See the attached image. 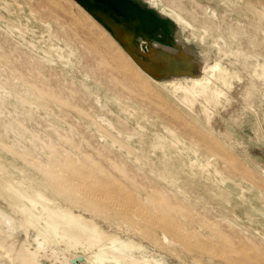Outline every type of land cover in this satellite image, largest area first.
I'll return each mask as SVG.
<instances>
[{
	"label": "rangeland",
	"instance_id": "1",
	"mask_svg": "<svg viewBox=\"0 0 264 264\" xmlns=\"http://www.w3.org/2000/svg\"><path fill=\"white\" fill-rule=\"evenodd\" d=\"M142 1L152 4L155 2V8L164 13H170L172 7L180 3L181 7L184 6L183 8L190 10L195 7L192 1H198L202 5V8L199 9L201 20L199 19V23H194L192 18H188L194 27L188 30L179 29L178 37L182 46L189 50L196 60L203 63L219 62L223 68L229 70L236 68L229 63L235 57L224 54L223 51H229L230 45L232 48L237 47L238 37L235 41L231 38L233 31L236 28L247 29L249 19L252 18L251 12L244 2L239 3L238 0H180V3L179 0ZM22 7L15 10L12 7L11 9L0 7V43L2 42L0 50L4 54L0 53V180H2V176L10 174L9 177L13 181L25 179L27 184L33 183L35 189H38L44 196L56 198L58 191L54 187L53 181L48 178L41 167L36 165L54 168L51 161L59 159L61 156L59 154H63L65 151V155L70 158L81 159L83 156H90L96 163L100 161L98 164L103 165L107 172L113 173L121 184L131 188L130 190H133L136 198H143L145 195L141 183L144 186L149 185L148 183H150L149 186L157 185L158 187H156L162 189L168 199L176 198L180 208H187L185 211L188 212L191 208L195 214H198L199 219L200 217L204 218L207 214L200 207L194 206L195 191H191L188 184H194L196 190L201 193L206 192L210 184L207 179L210 175L208 171L212 167L205 166V157L210 155L212 160L214 156H211L199 145L189 146V137L187 132L184 134L186 130L182 132L184 129L179 125V121L169 120L163 116V110L175 107L174 109L189 121V125L194 122L195 125L192 126L196 131L218 141L228 156L234 158L235 162L240 164L244 170L247 179L240 182V186L236 188L231 198V206H236L238 210V214L234 216L236 219L235 233L237 231L242 234L245 232L247 236L253 238L255 243L264 247V240H262L264 230L259 227L258 223V221L263 222L264 220V215L258 211L264 208V205L262 206V199L258 200L254 197L255 194L260 193V197L264 198L263 5L259 8L262 12L261 28L256 32L249 28L248 36L244 34L242 38L246 41L250 38L256 39L255 46L246 45L252 55L247 60V70L242 72L241 80L231 81V88L222 85L229 100H221L222 104L218 107H208V113L202 111L203 109L198 103L192 108L179 103L170 96L162 84L150 80L148 81L149 86L155 92L159 91L163 100H141L137 97L136 92L123 88L114 89L112 86L113 89L110 88L108 80L101 73L102 65L97 64L98 66L94 67L96 62L94 59H91L94 63L91 62L90 58L92 57L85 59L84 50L82 49V51L81 44L73 39L71 30H63V26H61L63 24H58L46 17L40 19L42 17L40 13ZM63 32L68 33V36ZM70 49L74 51V55L69 56L72 62L71 66L67 64L69 59L60 57L61 55L67 56ZM8 53L11 54L12 60L10 61ZM28 55L32 63L28 62ZM24 58L26 61L23 63L24 68L22 69L20 61L22 62ZM37 61L40 63V68ZM4 62L6 64H2ZM18 64L20 65L18 66ZM25 64H28L30 70ZM9 67L16 70H10ZM91 72H94V75ZM35 73L37 76L34 75ZM19 74L20 76H18ZM37 77L45 80L44 84ZM32 79H34L33 83L30 84ZM6 80L8 81L6 82ZM250 81L254 88L252 87L251 93L246 95V86L250 84ZM40 84L48 88V92L38 88L37 86ZM65 85L69 89L65 88ZM52 87L55 90L58 89L56 92L59 94ZM114 93H117L119 97ZM134 98L144 106L141 105V107L140 104L135 103ZM63 99H68V101ZM250 108L251 110H249ZM150 109L153 111L151 112ZM208 116L210 117L209 121H207ZM174 122L177 124H175L176 126ZM6 124L14 127V130L7 134L4 132ZM178 125L183 129L182 131L179 127L177 128ZM173 127H176V130ZM171 131H174L178 139L173 137ZM47 144L50 145V148ZM153 145L164 148L162 150L153 148ZM97 154L100 157H97ZM72 155L74 156L72 157ZM164 155L171 158L170 162L173 164L171 168L173 173L171 174L164 173L158 164L159 158ZM47 157H50L49 160ZM212 162L214 163V160ZM5 173L6 175H4ZM135 173H138V176ZM125 174L130 176H124ZM131 175L133 179H131ZM139 181H141L140 184ZM60 200L74 213L86 218L91 217V211L86 207L80 204H68L66 200ZM15 202L17 203H15L16 207H13L8 199L0 196L1 214L15 220L13 228L5 227L3 223H0L1 242L12 244L14 249L19 252H25L26 248H29L30 251L36 250V257L40 264H91L90 262L97 257L98 245L94 248L85 246L84 240H78L74 234L68 231L56 234L43 231V235H41L43 237L39 236L37 239L36 230L42 224L37 223L32 225L33 227H29L24 220L26 215L18 211L24 202H21V199ZM25 207L32 212H42L40 203L33 206L25 204ZM246 213L254 217L253 221L246 216ZM229 215L232 216V213L229 212ZM182 222L187 231L195 232L201 237L206 235L199 220H193V223H190L188 218H183ZM101 225L107 231L110 230L106 222H101ZM113 228L109 232L123 231L126 238L139 239L137 229L126 230L125 226L121 224L115 225ZM165 238L166 241L162 236V245L159 249L145 244L147 248L144 252L133 250L128 258L133 256L134 259L139 260L137 264H145L146 261L148 264H193L189 252L181 248L180 245L172 243L168 235ZM86 247H90L89 250ZM5 254L6 250L0 248V264H22L19 260L12 261Z\"/></svg>",
	"mask_w": 264,
	"mask_h": 264
},
{
	"label": "bare ground",
	"instance_id": "2",
	"mask_svg": "<svg viewBox=\"0 0 264 264\" xmlns=\"http://www.w3.org/2000/svg\"><path fill=\"white\" fill-rule=\"evenodd\" d=\"M139 1L156 10L158 13L170 19L174 23L176 27L175 38L181 45V40L178 37L179 29L188 30L194 27L192 23H190L188 18H192L194 23H199V19L201 20L199 9L202 8V5L198 1H192L195 7L187 10L183 8V5V7H181V3L179 0L180 4L172 7L170 13H164L157 10L155 8V2L152 4L150 2H144L142 0ZM238 2H244V5H247L248 10L251 12L252 18L249 19L247 29L236 28V30L233 31L231 38L235 41V39L238 37V41H236L237 47L232 48L230 45L229 51H223L224 54L233 55L235 57V59L233 61H229V63L236 68L229 70L227 68H223L219 62L208 64L195 59L200 64V71L198 73L190 76L172 77L170 79L161 81L154 80L148 74H146L136 63H134L130 56L124 51V49L112 38L109 32L105 30L104 27L98 21H96L86 10H84V8L80 6L75 0H0V7H3L5 9H11L12 7L15 10L16 8H23L22 6H24L27 7L30 11L40 13L42 15L40 19L46 17L50 20L56 21L58 24H63L61 25L63 26L62 29L71 30L74 36L73 39L81 44V50H84L83 55H85V59L86 57H92L90 58V60L94 59V61L96 62V65L94 64V67H97L99 64L102 65L103 70L100 69L101 73L105 77V79L108 80L110 88H123L124 90L127 89L129 91L136 92L137 97H139L141 100H163L161 94L158 93L159 91L155 92V90L149 86L148 81L150 80L157 84H162L165 90L170 94V96L179 101V103H182L189 108H192L198 103L203 109L201 110L208 113V107L215 108L222 104L221 100H229V96L223 91L224 89H222V85L231 88V81H233L234 79L241 80L242 72L244 70H247L248 68L247 60L252 55L251 52L247 50L246 45L255 46L256 39L250 38V40L248 39V41L243 40L242 38L244 34L248 36L247 33L249 31V28L255 32L257 31V29L261 28L260 21L262 12H260L259 8L261 5L264 6V0H238ZM247 18H249L248 15ZM63 34L67 35L68 33L63 32ZM0 44L2 45V42ZM3 49H5V47H3ZM1 52L2 51L0 50V53ZM8 54L10 58L11 54ZM70 55H74V51L72 49H70L67 56L61 55L60 57L68 60ZM28 58V62L32 63V61H30V58ZM8 60L10 61L12 59L10 58ZM33 60L34 63L37 64L36 60ZM25 61V58L22 60V62L20 61V64H22L20 67L22 69L24 68L23 63H25ZM91 62H93V60H91ZM2 64L6 63L4 62ZM20 64H18V66ZM38 64L39 67L40 63L38 62ZM67 64L71 66L72 62L70 61V59L67 61ZM25 65L27 66L28 64ZM27 67L29 68V66ZM37 68L36 70L39 71V69ZM9 69L13 70L15 68L9 67ZM17 70L19 71V68H17ZM93 73L94 72H91V74ZM101 73L99 74L101 75ZM34 75L37 76L36 73ZM18 76H20V74ZM31 78L33 77L31 76ZM33 80L34 79L31 80L32 82H30V84L33 83ZM7 81L8 80H6V82ZM41 81L44 84L45 80ZM46 82L49 83L48 81ZM34 84L36 83L34 82ZM70 85L72 87L71 83ZM40 86L42 85L40 84L37 87L41 88L42 91L46 90L48 92V88H46L45 86L44 88L42 86L44 88L43 89ZM62 86L64 87V84H62ZM252 87L254 88L252 81H250V84L246 86V95H249L251 93ZM65 88H67L66 85ZM57 90L58 89H56L55 92ZM60 91L62 92V90ZM67 94L69 96L70 93L68 92ZM115 95L118 96L117 93ZM127 98L126 100L129 99ZM130 99L133 100V98ZM65 100L68 101V99ZM156 102L158 103V101ZM135 103L140 104V102L137 101ZM147 104L150 105L148 102ZM141 105L144 106V104H140V106ZM174 108L175 107H172L170 110H163V116L169 120L171 119L173 121H179V125L184 130L180 128L179 125L177 126V128L179 127L181 129H179L180 131L183 130L182 132L186 130L184 134H186L187 132L190 141L189 146L194 147L196 145H199L203 147L205 151L211 154V156H214V159H212L214 160V163L210 159V155L205 157V166L212 167V169L208 171L210 175L207 179L210 181V184L209 187H207L206 192L201 193L196 190L194 184H188V188L191 191H195L194 206L197 208L200 207V209L204 210L207 214V216H204V218L200 217L199 219L198 214L196 213V215L191 208H189V212L185 211V209L187 208H180L178 205L179 202L177 203V200L176 198L174 199V196V200L168 199L162 189L160 190L159 188H157V185V187L153 185L149 186L150 183L148 182L147 183L149 185L145 186L141 183V186H143L145 191L144 197L136 198V194L133 193V190H130L131 188L129 189L125 185L121 184L118 178L113 173L107 172L103 165L98 164L100 163V161L96 163L93 160L94 158L92 159L90 156H83L81 159L77 157L70 158L65 155V151L63 152V154L59 151V155H61L59 159L54 158L55 160L51 161L54 168H45V166L36 165L38 167H41L48 178L53 181L52 183L58 191V196L56 198H48L44 196L38 189H35L33 183L29 182L27 184L25 179L13 181L9 177L10 174L6 175V173L4 174L6 176H2V180H0V196L4 199H8L13 207H16L17 203L15 201L18 199H21V202H24L22 207H19L20 209H18V211H21L22 213H24V215H26V218L24 217V220L26 223H28L29 227H33L32 225H35L37 223L39 225L42 224L36 230L37 239L39 236L43 237L41 236L43 235V231L53 234L59 233L61 231H68L69 233L74 234L78 238V240H84L85 246H93L92 248H94L98 245L99 249L96 252L97 257H95L94 260L90 262L91 264H137L139 260L134 259L133 256H131V258H128L130 257V253H132L133 250L144 252L147 248L145 244L151 247H155V249H159L162 245L161 238L162 236H164V240L166 241V235L171 238L172 243L180 245L181 248L189 252L190 259L192 260L191 262L193 264H264V247L255 243L253 241V238L247 236L245 232L242 234L236 230L237 232L235 233L236 219L234 218V216L238 214V210L236 209V206H231V198L235 193L236 188L240 186V182H243L247 179L245 177L244 170L240 167V164L238 165L235 162L234 158L228 156L226 150L218 141L213 140L209 136H205L202 133L196 131L192 126L194 122L191 121L192 125H189V121L186 120L184 116ZM249 110H251V108ZM152 111L153 110H151V112ZM7 114L8 112L6 113V115ZM209 120L210 117L208 116L207 121ZM175 122L174 125L176 124ZM24 123L25 121L23 122V124ZM49 127L52 128L51 126ZM173 128H175L176 130V127ZM13 130L14 127L10 124H6L4 126L5 134ZM126 131L128 132V130ZM171 133L173 134V137L175 139H178L174 131H171ZM47 141L49 140L47 139ZM96 141L98 140L96 139ZM48 146L50 148V145ZM8 147L10 148V146ZM152 147L160 148L161 150L164 148L157 145H153ZM58 149L61 150L60 148ZM73 156L74 155H72V157ZM96 156L100 157L98 154ZM49 158L47 157L48 160ZM170 160L171 158L166 157V155H164V157L162 158H159L158 160V164L161 166L162 171L166 174L173 173V171H171L173 164H171ZM108 161L110 162V160ZM127 175L125 174L124 176ZM249 176L251 175L249 174ZM131 179H133V177ZM143 180L145 181V178H143ZM140 182L141 181H139L138 183L140 184ZM254 197L258 200L262 199V206L264 205V198L260 197V193L255 194ZM60 199L66 200L68 204H80L86 207L89 211H91V217L86 218L82 215L74 213L67 205L62 204ZM38 203H40L42 207L41 213L32 212L25 207V204L33 206ZM258 211L261 212L262 215H264V208H261ZM229 212L232 213V216L229 215ZM246 216L253 221L254 217L252 215L246 213ZM183 218H188L190 223H193V220H199L201 227L206 232V235L201 237V235H198L195 232L187 231L183 227ZM101 222H106L109 226L108 229L110 230H113V226H117L118 224L125 226L126 230L130 228L137 229L139 241L126 238L123 234V231L115 233H112L113 231L109 232L110 230L107 231L102 227ZM0 223H3L5 227L8 226L13 228L15 220L14 218H11L9 216L2 215L0 212ZM258 223L259 227L264 230V220L263 222L258 221ZM192 226L194 227V225ZM46 235L48 236L47 233ZM262 240H264V236ZM110 243L111 245H114L109 246ZM0 248L1 250H6L5 255H8V257L12 261L19 260L22 264H40L39 260L36 257V250L30 251L28 250L29 248H26L27 250L25 249V252H19L14 249V246L12 244L1 241ZM89 248L87 249L89 250ZM145 264H148V262L146 261Z\"/></svg>",
	"mask_w": 264,
	"mask_h": 264
},
{
	"label": "water",
	"instance_id": "3",
	"mask_svg": "<svg viewBox=\"0 0 264 264\" xmlns=\"http://www.w3.org/2000/svg\"><path fill=\"white\" fill-rule=\"evenodd\" d=\"M154 80L200 71L194 55L175 38L174 23L139 0H75Z\"/></svg>",
	"mask_w": 264,
	"mask_h": 264
}]
</instances>
